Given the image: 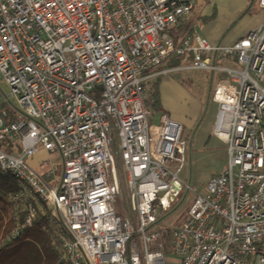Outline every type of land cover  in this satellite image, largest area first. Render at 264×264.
<instances>
[{
	"label": "built area",
	"instance_id": "built-area-1",
	"mask_svg": "<svg viewBox=\"0 0 264 264\" xmlns=\"http://www.w3.org/2000/svg\"><path fill=\"white\" fill-rule=\"evenodd\" d=\"M195 5L0 0V169L59 217L69 264H264V20L231 44L195 32L176 38ZM172 55L225 73L213 92L214 134L228 164L196 194L167 251V229L152 227L187 185L186 143L170 114L154 122L148 89L182 67L159 69ZM9 138L21 149L5 150ZM39 148L61 164L50 156L43 171L31 166ZM40 208L26 204L22 228Z\"/></svg>",
	"mask_w": 264,
	"mask_h": 264
},
{
	"label": "rangeland",
	"instance_id": "rangeland-1",
	"mask_svg": "<svg viewBox=\"0 0 264 264\" xmlns=\"http://www.w3.org/2000/svg\"><path fill=\"white\" fill-rule=\"evenodd\" d=\"M207 15L214 16L202 22V17ZM188 19L194 20L195 33L210 41L231 43L263 22L264 8L259 7L258 0H196V9ZM220 64L230 65L224 61ZM221 76L224 74L218 71L192 69L184 65L166 76L161 83L163 108L154 111L153 120L159 123L160 116L167 113L184 121L182 138L186 143V161L179 176L191 189L185 185L172 207L154 224V231L168 228L173 232L179 228L186 220L196 194L205 193L210 178L222 172L228 164L227 145L214 134L217 106L213 103V92ZM4 89L9 91L7 86ZM16 106L21 108L19 104ZM51 157L61 164L57 152L52 153ZM172 168L177 170V167ZM62 170L60 165L56 174L59 175ZM38 204L42 206V203ZM119 209L122 213L130 212L129 205L126 212L121 207ZM166 257L168 263L176 258L172 252H168Z\"/></svg>",
	"mask_w": 264,
	"mask_h": 264
},
{
	"label": "trees",
	"instance_id": "trees-1",
	"mask_svg": "<svg viewBox=\"0 0 264 264\" xmlns=\"http://www.w3.org/2000/svg\"><path fill=\"white\" fill-rule=\"evenodd\" d=\"M214 15L202 17V22L209 21ZM193 19L183 21L173 33L176 38L194 33ZM185 56H170L159 69H172L185 63ZM189 59V58H187ZM163 74L149 83L148 95L153 112L162 110L160 86ZM9 152L21 149L19 140H8L1 143ZM29 201L42 203L41 208L31 225L22 228ZM163 242L169 251L173 232L166 228ZM20 230V234L16 231ZM63 224L45 202L30 195L29 186L13 172H2L0 169V264H69L64 259L61 249Z\"/></svg>",
	"mask_w": 264,
	"mask_h": 264
},
{
	"label": "crops",
	"instance_id": "crops-1",
	"mask_svg": "<svg viewBox=\"0 0 264 264\" xmlns=\"http://www.w3.org/2000/svg\"><path fill=\"white\" fill-rule=\"evenodd\" d=\"M195 9H196V5H195V8H194L193 10H195ZM208 16H209V15H208ZM248 32H249V31H248ZM248 32L244 33L243 35H241L240 37H238V38L235 39L234 41H231V43H234V42L238 41L242 36L246 35ZM211 42H221V41H211ZM224 43H226V42H224ZM231 43H227V44H231ZM185 61L188 62V61H190V59L185 58ZM222 61H223V60H222ZM186 62H185V63H186ZM224 62H227V63H229L230 65H233V66L236 65L234 62H231V61H228V60H224ZM185 63H183V64H185ZM175 71H177V70H175ZM175 71H170L169 73L164 74V75H163V80H165V77H166V76L172 74V72H175ZM218 72H221V71H218ZM221 73H223L224 76H225V73H224V72H221ZM224 76H221V78H223ZM221 78H220V79H221ZM220 79H219V80H220ZM163 80H162V82H163ZM219 80H218V81H219ZM217 83H218V82H217ZM216 85H217V84H216ZM213 103L216 105V103H215L214 101H213ZM216 106H217V105H216ZM177 119L180 120V122L183 124V128H184V121H181L180 118H177ZM182 120H185V119L183 118ZM186 120H187V118H186ZM186 120H185V121H186ZM50 156H51V154H50L49 152H47L45 149H43V148H39L38 151H37V153H36V155H35L33 158H31L29 162H30L31 166H33L34 168H37V169L43 171V168H42V166H41V163H42V161H43L44 159H46V158H48V157H50Z\"/></svg>",
	"mask_w": 264,
	"mask_h": 264
}]
</instances>
